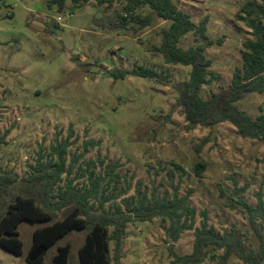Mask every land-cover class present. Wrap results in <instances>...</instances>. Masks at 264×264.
Returning <instances> with one entry per match:
<instances>
[{
  "label": "rangeland",
  "instance_id": "374dc122",
  "mask_svg": "<svg viewBox=\"0 0 264 264\" xmlns=\"http://www.w3.org/2000/svg\"><path fill=\"white\" fill-rule=\"evenodd\" d=\"M244 1H179L197 24L208 21V38L201 42H212L205 54L219 77L203 87L205 99L219 86L230 85L240 63L241 42L251 32L235 18ZM48 2L0 0V173L28 178L38 160L48 161L51 148L68 139L72 144L66 160L73 164L69 179L84 188L88 172L104 176L101 193L117 197L104 204L105 210L134 196L138 187L148 197L155 193L170 200L174 194L189 195V205L197 211L193 230L182 233L177 242H168L167 223L161 219L134 221L126 232L122 264H171L169 245L176 254L189 255L203 212L216 233L237 231L249 248H255V235L236 204L235 188L245 189L242 198L252 206L259 196L264 201V145L242 139L229 122L209 128L189 126L176 104L173 85L188 80L191 67L166 64L157 50L161 31L170 23L153 14L147 28L130 18L122 26L118 15L124 14L118 1L110 5L90 0L78 6L67 0L61 12L56 6L48 8ZM138 13L144 17L149 10ZM195 39L189 34L181 45H196ZM135 66L156 70L164 84L130 74L114 79L110 74ZM236 104L255 117L264 113V94L251 93ZM91 161L95 165L88 169ZM200 161L206 168L198 177L194 167ZM113 164L117 178L109 182L112 174L106 175L105 169ZM42 189V184L19 181L0 196V214L17 195L39 200ZM99 197L91 203L98 205ZM67 212L55 214V219ZM38 226L22 221L23 255L0 247V264H29L26 255ZM85 237V231H73L59 240L46 253L45 263L51 264L59 246L70 244L69 264H79ZM229 264L243 263L232 257Z\"/></svg>",
  "mask_w": 264,
  "mask_h": 264
},
{
  "label": "trees",
  "instance_id": "16d2710c",
  "mask_svg": "<svg viewBox=\"0 0 264 264\" xmlns=\"http://www.w3.org/2000/svg\"><path fill=\"white\" fill-rule=\"evenodd\" d=\"M67 0H49L48 8L57 7L62 11ZM90 0H72L75 5L88 3ZM110 5L118 1L122 4L124 15H118L122 26L128 18L137 20L140 28H147L153 23L154 14L157 19L169 22L161 31V43L158 52L164 62L169 65L191 67L189 79L173 85L177 93V105L184 111L186 121L191 128L196 126L213 127L229 122L239 136L251 140H259L264 145V113L250 116L237 106V102L251 93L264 94V0H246L238 8L235 18L251 29L250 37L241 42L239 64L232 72L230 85L219 86L208 98L201 93L205 85L218 79L219 75L211 70L212 62L207 58L205 49L212 44L207 40V18L196 23L190 14L179 7L180 0H95ZM147 8L149 13L144 17L139 11ZM189 34L195 36L196 45L183 47L181 40ZM220 42V41H219ZM114 79H125L129 74L143 77L159 84H164L162 76L154 69L135 66L131 69H115L110 72ZM3 139H0V144ZM72 143L64 140L57 143L50 151V159L45 163L36 162L31 176L19 178L17 173H0V196L8 194L12 186L19 181L30 184H42L40 199L33 196L17 195L7 204L0 214V247L15 256L23 255V240L20 239L19 226L22 221L39 224L33 231L32 244L26 255L29 264H46L45 255L59 240L73 231H85L86 237L79 248V264H122V249L128 226L132 222H150L156 218L167 223L166 236L168 242H177L185 231L193 230L197 211L189 205V195L172 199L160 198L152 193L149 197L135 189V195L115 203L105 210L104 204L116 195L112 193L104 197L101 193L104 176L88 172V185L79 188L72 174V163H67L68 148ZM96 146L94 142L87 143ZM101 164L102 161H100ZM89 162L88 169L94 166ZM117 165H107L106 175L109 182H114ZM206 168L203 161L194 167L195 174L200 177ZM87 172V170H85ZM65 176V178H64ZM64 182L61 187L59 184ZM116 191L117 187H113ZM244 188H235L237 205L245 215L250 230L254 233L256 247L249 248L237 231L216 233L208 225L206 213L201 214L200 228L195 231L193 250L189 255H178L169 245L171 264H204L207 260L214 264H229L234 257L243 264H264V201L258 197L256 206L248 204L242 198ZM98 205L92 199H98ZM99 197V198H100ZM68 209L62 217L55 219V214ZM111 244L113 245L111 249ZM112 252V257L111 256ZM70 244L58 247L52 257L51 264H69Z\"/></svg>",
  "mask_w": 264,
  "mask_h": 264
}]
</instances>
